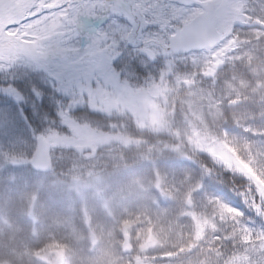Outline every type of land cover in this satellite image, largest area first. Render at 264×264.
<instances>
[{"label":"rangeland","instance_id":"rangeland-1","mask_svg":"<svg viewBox=\"0 0 264 264\" xmlns=\"http://www.w3.org/2000/svg\"><path fill=\"white\" fill-rule=\"evenodd\" d=\"M57 2L0 0V85L15 88L0 91V234L20 242L3 257L27 251L24 264H264V0H227L215 46L154 52L144 72L126 71L75 102L51 94L21 113L20 90L31 103L28 85L46 79L30 58L54 31L51 13L36 14ZM167 116L177 138L190 134L195 156L169 139L141 143L144 128L168 132ZM40 135L51 145L49 172L31 165ZM199 157L258 180L263 190L247 185L262 209L245 214L226 202L220 180L210 185L222 173H207ZM127 234L131 254L123 252Z\"/></svg>","mask_w":264,"mask_h":264},{"label":"snow or ice","instance_id":"snow-or-ice-1","mask_svg":"<svg viewBox=\"0 0 264 264\" xmlns=\"http://www.w3.org/2000/svg\"><path fill=\"white\" fill-rule=\"evenodd\" d=\"M204 5L205 0H58L36 14L51 13L54 21L41 53L30 58L46 79L28 85L31 103L20 90L18 111L44 105L51 94L75 102L101 82L117 83L126 71L144 72L154 52L175 50L196 30Z\"/></svg>","mask_w":264,"mask_h":264},{"label":"trees","instance_id":"trees-1","mask_svg":"<svg viewBox=\"0 0 264 264\" xmlns=\"http://www.w3.org/2000/svg\"><path fill=\"white\" fill-rule=\"evenodd\" d=\"M0 91L5 92V93H12L15 92V88H11V87H6V86H1L0 85ZM174 91V90H173ZM174 116H178L180 117V114H174ZM122 119V118H121ZM120 119V120H121ZM166 121L168 122L165 124L166 127H168V132H166L165 130H163L161 127H158V125L155 126H150L148 128H144L142 131H138L139 132V137L141 138V143H143L144 141H154V140H158L159 142L162 141V139H169L170 142H174V143H181V147H183L185 150H188L190 153V156H195V152H191L190 150V145L189 143L191 142V138H190V134L187 136H183L181 138H177L174 135L175 131V124H174V120L170 121V117H165ZM178 119H175V121ZM171 132H173V135L171 134ZM188 140V141H187ZM183 142H185V144H183ZM140 143V144H141ZM144 146H148L150 143H143ZM142 145V144H141ZM203 155L205 153V151H202ZM207 168V173H222L221 176L218 179H215V182H210V185H215L218 184L219 180V188H218V192L223 196L224 200L226 202H229L230 204L236 206L237 208H239L243 213H250L252 210H255V208H257V206L262 209L259 205V198H258V194L257 191L253 189V187H251L250 185H247L250 181H254L255 185L260 188V183L258 182V180L256 179H252V178H247L245 176H242L241 174H237L235 175V173L233 174L230 169L231 168H227V167H214L213 164L206 159L205 157H199V163H201ZM190 163L192 164H196V166H199L198 162L196 160H193L192 158H190ZM227 165V164H224ZM213 168H215V171H213ZM261 189V188H260ZM263 190V188L261 189ZM249 192V194L247 193ZM246 195L244 197H242V195ZM30 235L25 239L26 241L30 240ZM24 241V240H23ZM31 241V240H30ZM51 242V241H50ZM48 241L44 242L45 244L50 243ZM19 240L15 239V238H4V235L0 234V260H5L6 262H8L7 264L13 263V264H24L26 263V257L25 254L27 253V251L17 257V258H8V257H3V255H6L10 252L11 248H7L10 247V244L13 245V247H18L19 245ZM24 243V242H23ZM23 249V248H22ZM4 253V254H3ZM28 254V253H27ZM21 258V259H20Z\"/></svg>","mask_w":264,"mask_h":264},{"label":"water","instance_id":"water-1","mask_svg":"<svg viewBox=\"0 0 264 264\" xmlns=\"http://www.w3.org/2000/svg\"><path fill=\"white\" fill-rule=\"evenodd\" d=\"M220 32L218 29V14L214 8H208L204 12L202 21L198 24L196 30L187 38L177 43L175 52L188 53L192 50H202L208 46H214L218 43ZM171 50V49H170ZM51 145L44 136L38 137V146L32 159L34 168L42 171H49L53 167L51 155ZM126 253L134 250L131 236L126 235L123 245Z\"/></svg>","mask_w":264,"mask_h":264},{"label":"bare ground","instance_id":"bare-ground-1","mask_svg":"<svg viewBox=\"0 0 264 264\" xmlns=\"http://www.w3.org/2000/svg\"><path fill=\"white\" fill-rule=\"evenodd\" d=\"M226 1L227 0H212L210 3H208V7L220 11L224 7Z\"/></svg>","mask_w":264,"mask_h":264}]
</instances>
